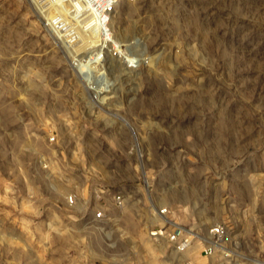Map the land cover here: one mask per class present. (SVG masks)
I'll list each match as a JSON object with an SVG mask.
<instances>
[{"label":"rangeland","instance_id":"obj_1","mask_svg":"<svg viewBox=\"0 0 264 264\" xmlns=\"http://www.w3.org/2000/svg\"><path fill=\"white\" fill-rule=\"evenodd\" d=\"M83 19L0 0V264H264V0H117L99 100ZM90 176L126 193L116 226L65 202ZM165 205L190 251L150 238ZM218 223L233 254L206 256Z\"/></svg>","mask_w":264,"mask_h":264},{"label":"built area","instance_id":"obj_2","mask_svg":"<svg viewBox=\"0 0 264 264\" xmlns=\"http://www.w3.org/2000/svg\"><path fill=\"white\" fill-rule=\"evenodd\" d=\"M87 8L90 15L89 21L83 19L81 22L89 32L91 50L90 54L74 58V65L78 69L82 83L86 89L92 94V100H99L98 92L106 78L103 77L101 70L106 67L108 52V42H112V30L110 28L111 14L115 9L117 0H79ZM79 20V19H78ZM80 21V20H79ZM95 30L97 32H95ZM117 51L118 49L114 47ZM119 57L123 54L119 51ZM99 85V86H98ZM50 143L57 141V135L52 134L49 137ZM65 202L74 208L81 206L85 207L89 213L90 222H95L100 225L111 223L116 226L126 213L128 199L126 193L117 187L115 184L105 180H95V177H87L84 184H76L65 196ZM154 211L159 216L156 225L148 230L150 238L153 241L160 242L166 238L173 249L179 253L190 251L194 245V235L177 222L171 220L169 214L171 208L168 205L158 206ZM227 235V228L223 223L215 224L211 228V234L208 240H203L204 247L201 253L210 256L218 250H225L226 255H232L230 250H227L224 238ZM186 264H193L192 261H187Z\"/></svg>","mask_w":264,"mask_h":264}]
</instances>
